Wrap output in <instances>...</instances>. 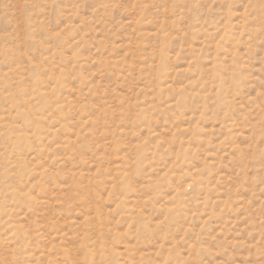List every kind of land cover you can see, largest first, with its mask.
<instances>
[{"label":"rangeland","instance_id":"obj_1","mask_svg":"<svg viewBox=\"0 0 264 264\" xmlns=\"http://www.w3.org/2000/svg\"><path fill=\"white\" fill-rule=\"evenodd\" d=\"M0 242L2 264H264V0H0Z\"/></svg>","mask_w":264,"mask_h":264},{"label":"bare ground","instance_id":"obj_2","mask_svg":"<svg viewBox=\"0 0 264 264\" xmlns=\"http://www.w3.org/2000/svg\"><path fill=\"white\" fill-rule=\"evenodd\" d=\"M44 93H42L41 91H38V90L32 91V94L35 96V100L38 102V105H40V106H43L45 104V101L43 100V98L46 97V96L44 95ZM15 99H16L15 97L10 98L11 104L13 106L16 103V102H14ZM28 105H30V104L28 103ZM33 106H35V104ZM28 109H30V108H28ZM43 111L49 113V116L52 117V118H55L56 121H58L59 123L64 121V117L62 118V115L60 113L59 108H56V107H53V106L47 104V107ZM29 112H32V115H35V116L37 115L36 120H35L36 123L35 124H30V126H32L33 132H35V135H37V137H38L43 132V128H41V124H43V122H44V120L42 119L43 114L42 113L36 114L33 111H29ZM199 187L200 186H199V183H198V188ZM13 195L16 196L15 194H13ZM14 222L15 221H8L7 223H4V226H7V228H6L7 232L11 235V238L13 240H15V238L17 237V241L15 243L20 246V244H23L25 242V239L22 236H18L17 235V232H16L17 231V226L14 224ZM78 242L79 243H78L77 249H78L79 257L83 258L84 262H86V260H90V261L94 260V258H92L94 255L88 249L89 248L88 247L89 246L88 239L83 237L80 240H78ZM1 245L2 244L0 242V247H1ZM57 252L62 257H67V254H66V252L63 249L60 250L58 248ZM28 258H31V256H29ZM116 259L117 258L111 259L112 262L109 263V264H116L117 263ZM100 261L102 262V264H108V263L104 262L103 260H100ZM1 262L2 261L0 260V264H2ZM22 262L24 263L25 261H22ZM22 262H20V263L22 264ZM28 262H29V260H28ZM18 263H19V261H17V264Z\"/></svg>","mask_w":264,"mask_h":264}]
</instances>
